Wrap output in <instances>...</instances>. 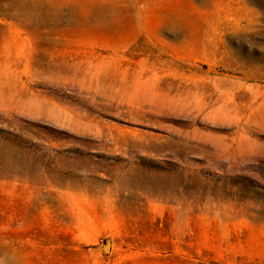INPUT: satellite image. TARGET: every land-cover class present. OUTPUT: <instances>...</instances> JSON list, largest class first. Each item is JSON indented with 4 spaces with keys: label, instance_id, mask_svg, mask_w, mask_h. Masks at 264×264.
Returning a JSON list of instances; mask_svg holds the SVG:
<instances>
[{
    "label": "rangeland",
    "instance_id": "374dc122",
    "mask_svg": "<svg viewBox=\"0 0 264 264\" xmlns=\"http://www.w3.org/2000/svg\"><path fill=\"white\" fill-rule=\"evenodd\" d=\"M0 264H264V0H0Z\"/></svg>",
    "mask_w": 264,
    "mask_h": 264
}]
</instances>
